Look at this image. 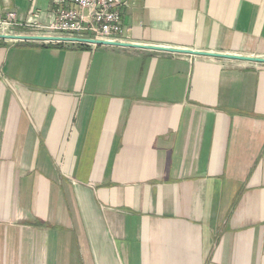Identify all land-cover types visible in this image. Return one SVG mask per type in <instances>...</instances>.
Here are the masks:
<instances>
[{
	"label": "crops",
	"instance_id": "crops-1",
	"mask_svg": "<svg viewBox=\"0 0 264 264\" xmlns=\"http://www.w3.org/2000/svg\"><path fill=\"white\" fill-rule=\"evenodd\" d=\"M121 40L264 58V0H129ZM0 264H264V64L0 40Z\"/></svg>",
	"mask_w": 264,
	"mask_h": 264
},
{
	"label": "built area",
	"instance_id": "built-area-1",
	"mask_svg": "<svg viewBox=\"0 0 264 264\" xmlns=\"http://www.w3.org/2000/svg\"><path fill=\"white\" fill-rule=\"evenodd\" d=\"M56 4L59 8L53 22L43 25L37 21L38 15L33 14L27 22L17 23L15 16L10 15L0 22L1 34L122 42L123 15L129 8V0H56Z\"/></svg>",
	"mask_w": 264,
	"mask_h": 264
},
{
	"label": "water",
	"instance_id": "water-1",
	"mask_svg": "<svg viewBox=\"0 0 264 264\" xmlns=\"http://www.w3.org/2000/svg\"><path fill=\"white\" fill-rule=\"evenodd\" d=\"M0 40H12V41H24V42H50V43H79V44H87V45H95V46L152 50V51H157V52L176 53V54H184V55L210 57V58H217V59H227V60H236V61L264 64V58H254V57L231 55V54L212 53V52H201V51H194V50H177L173 48L144 46V45H139V44H128L124 42H103V41H97V40H92V39L0 34Z\"/></svg>",
	"mask_w": 264,
	"mask_h": 264
},
{
	"label": "rangeland",
	"instance_id": "rangeland-1",
	"mask_svg": "<svg viewBox=\"0 0 264 264\" xmlns=\"http://www.w3.org/2000/svg\"><path fill=\"white\" fill-rule=\"evenodd\" d=\"M18 33H21V32H18ZM0 34H1V27H0ZM19 35V34H18Z\"/></svg>",
	"mask_w": 264,
	"mask_h": 264
}]
</instances>
